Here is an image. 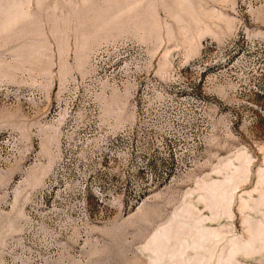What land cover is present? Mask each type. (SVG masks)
Segmentation results:
<instances>
[{
	"label": "rangeland",
	"instance_id": "374dc122",
	"mask_svg": "<svg viewBox=\"0 0 264 264\" xmlns=\"http://www.w3.org/2000/svg\"><path fill=\"white\" fill-rule=\"evenodd\" d=\"M187 261L264 264V0H0V264Z\"/></svg>",
	"mask_w": 264,
	"mask_h": 264
},
{
	"label": "bare ground",
	"instance_id": "6f19581e",
	"mask_svg": "<svg viewBox=\"0 0 264 264\" xmlns=\"http://www.w3.org/2000/svg\"><path fill=\"white\" fill-rule=\"evenodd\" d=\"M171 227H173V226H171ZM165 232H166V231H165ZM163 233H164V232H163ZM167 233H168V232H167ZM167 233H166V236H167ZM194 234H195V233H194ZM169 235H170V233H168V237H169ZM164 236H165V235H164ZM171 236L173 237V235H171ZM164 238H165V237H164ZM164 238H163V240H164ZM185 238H186V237H184V239H185ZM161 239H162V237H161ZM187 239H188V237H187ZM199 239H200V237H199ZM173 240H174V239H173ZM165 241H167V240H165ZM182 241H183V240H182ZM187 241H188V240H187ZM172 242H174V245H175L176 242H175V241H172ZM169 243H170V242H169ZM190 243H191V242H190ZM159 244H160V243H159ZM179 244H180V243H179ZM166 245H168V243H166ZM177 245H178V244H177ZM198 245H199V244H198ZM154 246H155V245H154ZM179 246H180V245H179ZM179 246H178V248L181 247V246H180V247H179ZM156 247H157V246H156ZM162 247H163V246H162ZM188 247H189V246H188ZM158 248H159V250L157 249L158 251H156L155 253H156V254L159 253V256H160L161 258L158 256L157 259H158L159 261H161V260H163L162 258L165 257L164 254H165V253L167 254V252H163V256H164V257H163L162 254L160 255V251L162 252V249H163V248L160 249L161 246H158ZM190 248H191V247H190ZM169 250H170V249H169ZM171 250H172V248H171ZM173 251H174V250H173ZM176 252L179 253L180 251H176ZM152 253H153V252H152ZM173 253H174V252H173ZM183 254H184V253H183ZM171 255H172V254H171ZM177 255H178V254H176V256H177ZM185 255H187V254H185ZM172 258H173V257H172ZM152 259H153V258H152ZM175 259H176V258H175ZM175 259H174V261H175ZM183 259H184V257H183ZM158 260H157V261H158ZM167 260H168V258L166 259V261H167ZM188 260H190V259H188ZM180 261H181V260H180ZM183 262H184V260H183ZM166 263H167V262H166ZM174 263H175V262H174ZM179 263H180V262H179ZM187 263H188V261H187ZM151 264H152V262H151ZM153 264H155V262H154ZM157 264H159V263H157ZM167 264H168V263H167ZM181 264H182V263H181ZM188 264H189V263H188Z\"/></svg>",
	"mask_w": 264,
	"mask_h": 264
}]
</instances>
